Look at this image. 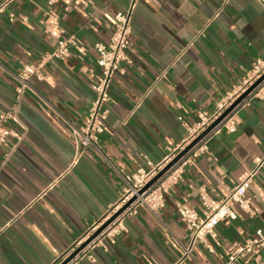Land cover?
Instances as JSON below:
<instances>
[{
    "label": "crops",
    "instance_id": "0c3cea01",
    "mask_svg": "<svg viewBox=\"0 0 264 264\" xmlns=\"http://www.w3.org/2000/svg\"><path fill=\"white\" fill-rule=\"evenodd\" d=\"M129 6L130 0H0V112L16 104L14 75L24 64L67 38L78 42L65 59L48 63L44 81L31 80L9 142L22 140L5 163L7 148H0V264H56L119 205L121 173L159 164L183 146L200 112H215L264 61V0H140L132 63L121 66L109 90L103 154L82 150L72 130L84 124L95 99L100 70L93 46L113 34L103 13ZM257 91L237 111V132L209 142L162 210L138 208L125 219L126 233L86 250L78 264H226L258 230L264 233L263 168L248 192L249 208L233 204L237 219L222 221L182 261L189 230L179 210L201 211V187L214 199L227 197L264 154V85ZM260 260L264 247L238 264Z\"/></svg>",
    "mask_w": 264,
    "mask_h": 264
},
{
    "label": "built area",
    "instance_id": "2783aa9c",
    "mask_svg": "<svg viewBox=\"0 0 264 264\" xmlns=\"http://www.w3.org/2000/svg\"><path fill=\"white\" fill-rule=\"evenodd\" d=\"M140 0H130V6L125 12H117L115 14L103 13V18L110 23L113 28V34L108 43L98 42L93 46L97 54V66L100 70L99 81L93 86L95 99L92 101L88 115L84 124L72 130V136L77 146L82 150L93 148L97 152L103 154L100 145V136L103 134L109 110L106 107L110 101V86L124 64H131L130 56L131 36H132V19ZM13 21V20H12ZM78 46V42L74 37L67 38L57 44L50 52L45 53L36 63L24 64L22 68L15 73V92L16 104L7 112H0V148L6 147V158L4 163L11 157L17 144L10 145L11 125L20 124V104L24 98V94L30 88L33 78L44 81V69L52 60L65 59L72 48ZM264 74V61H256L251 70L243 79L242 83L228 92L218 103L217 109L213 113L206 111L200 112L199 122L190 128V137L188 141L171 152L161 163L153 165L147 162V167H140L135 173L125 175L121 173V178L126 184L124 195L115 208H113L107 218L100 224L93 227L88 234L78 241L71 248L67 258L72 252L83 244L99 227L113 216L120 208L127 204L131 199L135 201L117 217L94 241H92L81 253H79L69 264H78L86 250L102 244L104 240L115 243L116 236L126 233L125 219L136 212L140 207L146 208L151 213H158L166 205V195L170 188L176 185L182 178L186 166L193 159H196L206 153L209 149V142L218 134L225 132L234 134L237 132V111L244 105H247L250 98L259 96L257 91L264 85V81L251 92L237 107H235L216 127H214L205 137H203L183 158H181L173 167H171L160 179L156 181L150 188L142 194L139 192L145 188L168 164H170L176 156L205 132L234 102L244 94L257 80ZM182 120V118H179ZM264 168V154L254 160V165L250 169L248 176L240 182L231 193L222 199H214L203 187L199 189L201 200V211L190 208H182L179 210V216L189 230V242L183 248L182 261L192 257L193 251L199 243H206L208 237H214L215 230L222 221L227 219L236 220L237 215L232 209V205L236 204L240 208L247 210L250 206L251 198L249 190L252 188L253 181ZM264 247V233L261 230L256 232V237L247 240L245 246L229 256L226 264H238L239 260L245 255L253 253L256 249ZM209 252L214 253L211 246H207ZM62 259L58 264L64 260ZM257 264H264V260H260Z\"/></svg>",
    "mask_w": 264,
    "mask_h": 264
},
{
    "label": "water",
    "instance_id": "95a60500",
    "mask_svg": "<svg viewBox=\"0 0 264 264\" xmlns=\"http://www.w3.org/2000/svg\"><path fill=\"white\" fill-rule=\"evenodd\" d=\"M264 81L263 76L257 80L244 94H242L234 104L229 107L220 117L216 120L205 132H203L197 139H195L189 146H187L183 151H181L176 158L168 164L149 184L143 188L139 194L145 192L150 188L158 179H160L171 167H173L181 158H183L203 137H205L214 127H216L235 107H237L248 95L253 92L262 82ZM136 198L131 199L127 204L120 208L111 218L104 222L99 229L94 232L81 246L76 248L67 258L62 257L56 262L58 264L62 259H64L61 264H69L79 253H81L92 241H94L117 217H119L134 201Z\"/></svg>",
    "mask_w": 264,
    "mask_h": 264
}]
</instances>
